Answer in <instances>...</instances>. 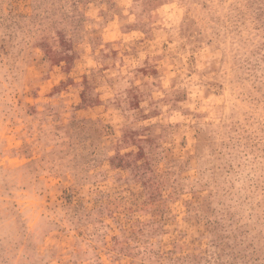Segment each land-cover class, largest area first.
Masks as SVG:
<instances>
[{
	"label": "rangeland",
	"instance_id": "1",
	"mask_svg": "<svg viewBox=\"0 0 264 264\" xmlns=\"http://www.w3.org/2000/svg\"><path fill=\"white\" fill-rule=\"evenodd\" d=\"M0 264H264V0H0Z\"/></svg>",
	"mask_w": 264,
	"mask_h": 264
}]
</instances>
